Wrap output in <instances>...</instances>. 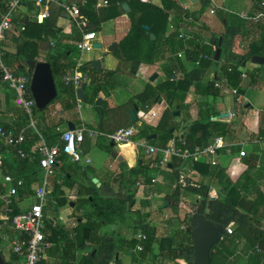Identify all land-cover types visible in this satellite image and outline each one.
Segmentation results:
<instances>
[{"label": "trees", "instance_id": "1", "mask_svg": "<svg viewBox=\"0 0 264 264\" xmlns=\"http://www.w3.org/2000/svg\"><path fill=\"white\" fill-rule=\"evenodd\" d=\"M108 5H99V0H86L80 3L82 14L87 18L88 24L79 30L76 26H71V36L65 38L64 33L56 25V18L51 10L48 19L39 23L37 29L29 31L28 22L23 33H28L27 38L18 41V53H8L5 62L14 69L16 74H26L30 80L31 73L25 68L28 60L41 61L39 45L41 42L51 40L54 52L48 57L57 89L58 97L43 111L35 108L39 127V133L29 128L30 120L25 114L22 117L24 127L16 129L18 132L26 130V140L23 148L30 152L36 147L41 137L48 146H53L63 132L53 131L50 126V112L57 103H64L72 107L70 100L74 98L72 90L64 87L60 78L73 69L71 47L63 46L64 39L71 40L77 44L81 41L84 33L102 31V25L108 21L119 18L125 13L128 14L131 28L128 34L120 41L119 47L113 52L120 61L128 62L132 72H137L142 64L159 65L163 64V71L167 79L157 86L148 85L143 93L137 95L132 100V104L138 109L148 113L161 99H165L168 108L165 110L157 129L163 132V145L166 147L172 139H183L185 146L181 149L194 151L196 147L205 148L215 138L224 137L229 141L237 137L236 122L216 120L220 112L211 106L209 98H218L221 91L217 89L212 81H206V75L213 65L221 62L215 60L216 51L219 48L220 39L214 38L208 43L204 40V33L208 30L205 25H199L200 18L211 6L210 0H199V8L189 10L185 8L181 0H160L161 5L145 0H106ZM252 10L250 17H256L264 8L261 7V0H251ZM128 4L130 11L126 12L123 4ZM29 5V4H28ZM54 5V4H53ZM52 6V4H51ZM60 7V6H59ZM3 10V0L0 2V11ZM61 7L59 12H61ZM226 20L225 32L222 35L223 43L221 48L229 51V56L235 58L234 62H226L220 68L222 78H227L230 84L240 89L239 94L244 95L241 79L244 64L252 61L253 57L264 58V19L247 20L237 13L222 12L221 21ZM172 21L173 30L169 31V23ZM146 26L150 30H146ZM185 30V32H183ZM155 35V39L151 38ZM241 38L244 43V53L236 55L231 52L236 38ZM183 54V58L179 54ZM231 58V57H230ZM190 64V69L186 64ZM263 67L262 65H258ZM92 71V83L96 84L100 80L109 83L110 79L117 71L104 70L101 72ZM247 72V71H246ZM251 83L255 84L256 74L247 72ZM101 75L100 79L97 77ZM173 76H176L173 79ZM101 82V81H100ZM1 86V81H0ZM194 88L196 96L204 98L205 102L198 103L199 117L195 121L188 122L183 128L181 136H176L175 131L181 129V122H176V112L181 114L188 112L187 97L190 90ZM32 98L31 91L29 92ZM65 98V99H64ZM235 101L237 100L234 98ZM105 114L104 111H101ZM137 113V111H136ZM3 127V126H2ZM10 131L9 127H3ZM264 134L263 132H260ZM155 130L144 128L138 135V139H146L150 144L155 145L156 139L149 140L155 135ZM253 139L256 137L252 135ZM106 148H111L110 144H104ZM127 146L124 147V150ZM61 155L59 160L62 158ZM155 159L141 158L138 167L131 171V177L127 187L123 188L125 194L132 195L131 200H121L120 203L127 207L126 220L117 230L110 234L101 235L103 226L114 224L110 216L94 219L93 216L84 218L83 214L91 206L98 210L94 199L100 197L95 193L93 179L88 174V170L83 171L82 178L90 185H84L73 180L72 173L63 176L66 183H70L75 189L77 196L75 202V213L73 214L75 228L72 232L57 218V225L50 218L46 219V233H50L51 240L58 242L59 236L65 242V248L61 246L55 249L58 264H124L122 256L130 253L136 245L133 236L138 232L147 235L145 250L140 253L141 258L146 260L152 257L147 264H194L193 234L190 230L192 217L195 214H203L210 222L224 227V239L214 247L211 256L212 264H240L244 257L247 264H264V154L251 152L245 158L233 159L227 167L212 166L209 161L187 162L186 166L198 173L200 181L187 180V185L180 184L169 196L171 201L165 209L170 208L173 215L165 221L168 226L166 235L160 236L157 228L148 222L150 214L144 210L149 206V201L142 200L139 208L132 205L137 195L133 190L136 182L145 178L146 187L152 186V175L150 165L158 162ZM182 159L173 158L172 171L177 181L180 179V168ZM38 161L22 160L16 155L14 148L6 146L0 155V194L5 187L3 180L10 175L14 178L22 177L27 182L28 193L19 199L22 202L25 197L34 194L33 185L41 183L42 172L38 166ZM53 198L58 201L57 206L68 205V200L60 184L56 181ZM199 199L198 204L192 210L184 208L185 202L181 200L182 192ZM212 191L217 192V197H211ZM172 203V205L170 204ZM128 204V206H127ZM1 208V202H0ZM20 212V209H16ZM54 210L50 211V213ZM49 213V214H50ZM234 225V232L228 235L226 230L230 225ZM172 230L175 232L173 233ZM130 235V236H129ZM155 245H158V253H155ZM260 247L262 252L257 250ZM1 248V247H0ZM3 258L4 254L0 249ZM6 260V259H5ZM7 264H20V259L11 255ZM42 264H46L43 262Z\"/></svg>", "mask_w": 264, "mask_h": 264}, {"label": "crops", "instance_id": "2", "mask_svg": "<svg viewBox=\"0 0 264 264\" xmlns=\"http://www.w3.org/2000/svg\"><path fill=\"white\" fill-rule=\"evenodd\" d=\"M8 0H3V3ZM86 0H82V3ZM106 0H99V5H103V3ZM147 2H153L154 4L158 5L157 2L160 0H145ZM189 0H181L183 6L189 10H194L199 8L197 6L199 0H190L191 4L188 5L187 2ZM211 6L209 7L210 12L212 9L216 10V13L213 18L208 17V12H205L204 15L200 18L199 25H205L207 29H210L211 32L209 33V37H206L204 35V40L208 43L212 42L214 38H222V34L219 33V30H213L214 28L218 27L217 22L220 20L218 19L217 15L219 13V9H222V12L224 14L226 13H237L234 9V5L239 2L241 4L240 8L241 11L239 13L247 14L249 15L252 10V1L251 0H243V2L236 1V0H230V2L227 4V2L223 3L222 5L218 2V0H210ZM59 2H62L59 0ZM28 4H24L21 7H26ZM59 6V4H57ZM161 5V2L160 4ZM18 8L16 12H19L20 9ZM51 7V5H50ZM219 8V9H218ZM4 10V8H3ZM207 11V10H206ZM51 12V8H50ZM13 15V28L12 30L7 34L6 41L4 43V47L8 53H18V39H20V36H18L19 31L17 26L14 24V16L19 20L17 24H19L18 27H22L23 25H26L29 20L28 18H25L24 15H17V13ZM61 14V12H60ZM62 16V15H61ZM40 19V17H39ZM217 21V22H216ZM40 23V22H39ZM221 23H226V20ZM88 24V23H87ZM85 24L84 26H86ZM76 26L79 30H81L84 26H78L76 23L71 22L70 27H63L58 26L59 29H61L64 33L65 38H69L72 34L71 32V26ZM102 31L100 33H97L98 35L101 34V37H98L99 44H102V48L98 49L96 48L94 51L90 53H86L83 56V60L87 64L88 70H90L91 77H92V70H96V72H101L104 70H110V71H117L115 75L110 79L109 83H104L103 80H100L96 84L91 83L90 86L86 87L84 91L85 101H88L89 99L93 102L96 101V103L93 105V111H95L96 118L92 117L93 114H90V119L88 121H85L83 118L80 120H76L75 114L70 111V107H68L64 103H57L56 106L51 110L49 113L51 116L50 118V126L52 127L53 131L56 129L57 123H60L58 125L57 131L60 132H66L69 131V124H73L75 126V129H80L82 127L87 128L88 132L85 134V141L83 142V145L81 147V150L83 152V155L87 157L86 159V169L88 170V174L91 176V178L97 179L100 184L105 185L107 190L115 191L117 195H121L120 197H106L102 196L99 190H97L95 193H99L101 196L94 199V203L96 204L98 210L95 211L93 207L91 206L86 212L81 213L83 214L84 218L93 216L94 219L99 218L101 216L102 218L106 216H110L114 224L112 225H106L103 226L101 229V235L104 234H110L106 233L107 229H111L110 232L113 233L117 230V228L123 224L126 220V212L127 207L120 203L121 200H128V196L125 194L124 189L127 187L128 181L131 177V171L136 168V162L137 158L141 157L138 151L134 148V143H139L142 141H146V139H138V135L140 134L141 130L144 128H149L151 130H155L156 132V138L157 142L155 145L158 146V148H163L160 143L163 144L162 136L163 132L159 131L157 129L162 116L165 112V110L168 108V104L165 101V99H161L158 104H156L148 113L138 111L135 106H133L132 111H137V121H133L132 113L130 112V109H126L127 103L132 102L134 97L137 95L143 93L145 91L146 87L148 85L151 86H157L160 83H163L166 81L167 76L165 72L163 71V64L159 65H147L142 64L139 67V70L137 72H132L130 68V64L128 62L120 61L116 56L113 55V52L119 47L120 41L128 34L130 31L131 22L129 19V16L127 13L120 16L117 19L108 21L102 25ZM225 28V27H224ZM17 41V42H16ZM50 42V48L48 51L40 50V57H43L52 50V53L54 52V49L52 48V42L51 40H48ZM16 42V43H15ZM96 43V44H97ZM223 43V40H222ZM114 44H117L118 47L114 50H111L112 46ZM220 44V43H219ZM242 44L244 46V43H241V38H236L234 41V44L232 46L231 52H235V45ZM63 46L65 47H71L73 50V56L77 52V48L75 44L71 43V40L64 39ZM220 46V45H219ZM222 49V48H221ZM51 53V54H52ZM72 56V57H73ZM221 62L219 64H215L210 68L209 72L206 75V81L210 80L211 82L216 79H221V73L220 68L223 64L228 62L227 58L225 57V50L221 52ZM220 56V57H221ZM72 60V58H71ZM220 60V59H219ZM98 62L99 63V69H96L94 64ZM252 61L246 62L244 64V70L245 72H254L256 74V83L252 84L250 77L248 80L243 81V89L246 90V93L242 95V102H244V106L246 108H252L253 111H255L256 115H259V112L264 111V65L263 67H260L256 64H254ZM10 66V65H9ZM11 67V66H10ZM74 67V66H73ZM192 66L190 64H186V68L190 69ZM12 68V67H11ZM14 70V69H12ZM68 74V73H66ZM157 74V78H154V75ZM128 75H131L129 77ZM64 76V75H63ZM63 76L60 78L61 84H63ZM99 79L101 75L97 76ZM64 85V84H63ZM65 87V86H64ZM73 91L74 98L70 100V103L72 106L78 104L77 103V97L79 99L80 103H84L79 98V92L78 96L76 95L75 90L72 87H66ZM15 92L10 90L6 85L2 84L0 86V125L3 127H9L10 131H15L16 129H19L21 127H24V123L22 120V117L25 115V112L22 108L18 107L14 100H15ZM221 96H223L221 94ZM195 89L192 88L189 92V95L187 97V105L189 104V110L188 112L182 113V118L176 120V122L182 124L181 129H178L175 131L176 136H181L183 133V128L187 125L188 122L195 121L199 117V108L198 105L195 103ZM33 98V97H32ZM65 99V98H64ZM221 100L220 97L218 98H211V100ZM211 103V101H210ZM225 104V103H224ZM221 101L220 103H216V105H213L217 110L222 111V115L224 118L228 117V111L227 106L226 108H223L224 105ZM261 104V105H259ZM260 106V107H259ZM257 107H259L257 109ZM37 108V106H36ZM82 109V107H81ZM101 111H104L105 114H102ZM115 113H121L123 119H127L130 117V122L128 123V120H126L127 124L121 127H118L116 130H112V127L109 126L111 123L109 121V116H113ZM233 114V113H232ZM99 117L100 121H99ZM231 120V118H230ZM39 120L34 117V127H30L33 129L36 133H39V127H38ZM140 123V132L138 135H136L133 138V144L127 145V149L124 150L125 146H119L120 151H117L116 146L113 147L111 142L107 141V136L118 132L119 130L129 128L131 126H134L136 124ZM255 131H257L256 139L252 141L254 143L253 146H256L257 148L253 150V152L264 154V143L257 142V138L260 136H264V134L260 133L264 131V126L261 124H258L255 127ZM90 132L94 133L91 134ZM256 133V132H255ZM153 136V135H152ZM151 137V136H150ZM155 138V139H156ZM1 141V140H0ZM87 141V142H86ZM244 141V140H239ZM2 142V141H1ZM231 142H234L231 141ZM3 143V142H2ZM86 143V144H85ZM109 143L111 148L109 150H104L103 148H106L104 144ZM4 145V143H3ZM5 146V145H4ZM247 151V150H246ZM251 152H248V154ZM123 156V161L119 162L118 158ZM150 159V158H149ZM226 161V158H224ZM72 162L67 156H62V158L59 160L58 165L55 168V176L58 173H61L62 177H60L61 186L63 185V192L65 194V197L67 198L68 205L70 207L69 210H66L67 212V218H64L63 214L60 211V208L58 209V218L62 221V223L66 226L67 230L72 232V230L75 228L76 224L74 221L73 214L75 213V202L77 196L75 195V189H72L70 186V183H66L63 180V176L72 173L73 180L79 181L80 183L84 185H90L86 180L82 178L83 175H80L73 167H71L70 164ZM77 164V163H76ZM62 165H66L67 168L62 169ZM229 165V164H228ZM171 166V167H170ZM226 167V166H224ZM154 172V171H153ZM83 174V173H82ZM43 174L41 175V177ZM154 178H156L157 182L150 188L144 187V189L137 191L136 199L149 201V206L144 210L145 212L150 214V217L148 218V222L153 225V211L158 212L159 214L165 213V217L168 216V210L164 207L167 206V204L171 201V198L169 197L175 188V185H177V180L175 178V175L172 171V164H168L167 166H163L158 171L154 172V175H152ZM190 179L197 181L201 180V177L198 173H192L190 176ZM93 179V180H94ZM42 183V180H41ZM40 183V184H41ZM54 183V182H53ZM94 183V182H93ZM39 183H35L33 185V188H36ZM96 187V184H95ZM94 187V189H95ZM135 189V186L133 188ZM185 194H189L187 192H182L181 200L184 202L185 200ZM191 195V194H190ZM33 195L27 196L22 203L25 202V200L32 198ZM167 198H170L168 201ZM36 200H34L35 202ZM58 202V201H57ZM137 204V203H136ZM135 208V201L132 204ZM67 206V205H66ZM128 206V204H127ZM58 207V206H57ZM66 209L67 207H63ZM68 209V208H67ZM166 226V225H165ZM156 227V226H155ZM168 228V227H166ZM155 253H158V245H155ZM136 256V257H134ZM122 260L124 264H147L151 262L152 257H147L146 260L142 259L139 254L132 253V250L130 253L125 254L122 256ZM59 260L57 256L55 255V250H51L48 253L47 260L45 261L46 264H58ZM240 264H247V258L244 257Z\"/></svg>", "mask_w": 264, "mask_h": 264}, {"label": "built area", "instance_id": "3", "mask_svg": "<svg viewBox=\"0 0 264 264\" xmlns=\"http://www.w3.org/2000/svg\"><path fill=\"white\" fill-rule=\"evenodd\" d=\"M86 2V1H85ZM83 2L82 4H84ZM59 4L61 7L62 17L68 19L70 22L76 23L78 26H84L88 23L87 18L82 14L79 4H65L59 0H8L3 3L4 10L0 11V81L6 85L10 90L15 92V104L22 108L25 114L29 117L30 127H34V112L36 103L30 97V78L26 74H16L14 70L5 62L7 51L4 47L7 34L13 28V15L15 11L24 4H33L42 10L37 15V21L42 22L50 16V5ZM103 5H108L105 1ZM261 7L264 8V0H261ZM216 13L215 9L211 10V14ZM40 17V19H39ZM43 17V18H42ZM247 20L264 19V13L261 12L256 17H250L247 14H242ZM44 19V20H43ZM29 20V18H28ZM41 23V22H40ZM23 32L25 25L21 27ZM98 42V34L95 32L84 33L81 41L77 44V52L72 57L74 65L72 71L63 76V84L65 87H72L76 95L84 86L88 87L92 83L90 70L83 60L86 53H90L96 49ZM244 48V46H242ZM183 58V54H179ZM242 81L249 79L248 73L243 72L241 75ZM217 89L221 91L223 96L232 95L237 99V102L244 106L242 102V95L239 94L240 89L230 84L227 78L216 79L213 81ZM78 96V95H77ZM79 109H81L79 99L77 97ZM234 113V112H233ZM230 118L234 114L228 115ZM141 124L138 123L129 128H125L107 136V141L119 146H127L133 144V138L139 134ZM88 132L87 128L69 130L63 132L53 146H48L46 141L41 137L40 143L34 147L30 152L23 148L26 140V130L22 129L18 132L8 131L0 125V140L4 145L14 148L16 155L22 160L38 161V166L43 174L42 183L34 188L33 197L35 202L30 205L26 211L22 210V202L19 199L28 193V186L25 179L22 177L14 178L10 175L5 176L3 186L5 187L3 193L0 194V249L4 254L8 248L9 255H15L20 259V264H42L47 260L48 253L60 247L65 248V242L61 236L57 241H52L50 233H46V219L50 218L54 221V226L57 225V218L50 216V211L58 212L57 201L52 194L55 190V184L52 179L55 175V168L58 165L59 157L63 154L67 156L72 162L80 163L82 161L83 152L81 147L85 141V134ZM91 134H94L90 132ZM257 142L264 143V136H260ZM185 146L183 139H172L166 147L157 148L148 141L134 143V148L139 154H146L149 158L159 157L158 162L150 165V171H158L163 166L172 164L173 158L183 160L180 169L182 174L179 182L182 186H186V179L193 173L186 164L189 161L200 162L209 161L212 166H228L232 158L242 159L248 155L246 151L247 142L234 141L231 142L227 138H215L207 147H196L194 151L188 149L182 150L180 145ZM226 158V161H224ZM145 178L138 180L135 185L137 191L144 189ZM157 180L152 176V186L156 184ZM57 184H61L60 179L56 180ZM175 185V188L177 187ZM217 192L212 191L211 197H217ZM26 198V197H25ZM24 201V200H23ZM20 212H16V209ZM168 220V216H166ZM166 227H168L166 225ZM264 231V226L262 227ZM228 235L234 232V225H230L226 230ZM136 245L132 249V253L140 254L145 250V241L147 235L143 232H138L133 236ZM257 250L262 252L259 246ZM5 257V255H4ZM74 264H79L75 262Z\"/></svg>", "mask_w": 264, "mask_h": 264}, {"label": "rangeland", "instance_id": "4", "mask_svg": "<svg viewBox=\"0 0 264 264\" xmlns=\"http://www.w3.org/2000/svg\"><path fill=\"white\" fill-rule=\"evenodd\" d=\"M61 1L63 3H65V4H70V5L82 3V0H61ZM236 1H239V0H236ZM218 2L222 5L225 2H227V4H228L230 2V0H218ZM240 2H243V0H240ZM157 4L159 5L160 2L158 1ZM187 4L190 5L191 4V1L189 0L187 2ZM197 4H198L197 6H199V2ZM239 4H241V3L237 2L234 5V9L236 10L237 14H240L242 16V13H239L241 11V8H240V5ZM21 8L22 9H20L19 12H16L17 15H24L25 18H29V23H30V25H29V28H30L29 31L30 32L31 31H34L35 29H37L36 28L37 27V24H36L37 23V19H36L37 18V15H38V13L42 9L36 7L33 4H29L26 7H24V8L21 7ZM50 8H51V10L53 12V15L56 18V25L63 26L65 28L70 27V23L71 22L68 19H66V18H64V17L61 16V14L59 12V8L60 7L56 3H54V5L52 4V6ZM206 12H208V14H209L208 17H211V18L214 17V16H210L211 15V12H210V9L209 8L207 9ZM221 16H222V9H219V13H218L217 17H218V19L220 21L219 22L216 21L218 27L214 28L213 30H217V31L219 30V33L220 34H222V33L225 32V28H224L225 27V24L224 23H221ZM14 21H15L14 24L17 26V28H19L18 29V31H19L18 36H20V40L22 41L23 39H26L28 33H23L21 31V29H22L21 26L18 27L19 24H17V22H19V20L15 16H14ZM168 28H169V31H172L173 30V23H172V21L169 23V27ZM183 32H185V30H183ZM210 32H211V30L208 29L204 33V35H206V37H209V35H210L209 33ZM98 37L100 38L101 37V34H99ZM18 41H19V39H18ZM242 46H243L242 44L235 45V50H234L235 52H233V50H232V52L234 54H236V55H242L244 53V51H245V49L242 48ZM51 53H52V50H50L49 52H47V54L45 56L40 57L41 61L46 62L48 60V57L51 55ZM229 55H230L229 54V51L225 50V57L227 58L228 62H234L235 58H233L232 56H229ZM128 76L132 78L131 75H128ZM207 81H210V80H207ZM219 97H220L221 100H216V99L215 100H213V99L211 100V98H209V102L211 101V103H210L211 106L216 105V103H220L221 101L223 102V104L224 103L226 104V102H227L226 105L224 104L225 106L223 108H226V106H227V111H228L227 113H228V115L234 112L233 113L234 116L231 117V120L234 121V122H236V128L238 129L237 135H236L237 137L233 138V139H236L234 141L244 140L245 142H247V146H246L247 152H253V150L257 148L256 146H253L254 143H252V141H254L256 139V137H257L256 136L257 131H255V127L257 125V122H258V124H261L262 126H264V111H261V112H259V115H256L255 114V111H253L252 108H249L248 109L246 107H243L242 105H240L237 102V100L235 101V99H234V97L232 95H228V96H226V95L225 96H221L220 95ZM202 102H205V99L204 98H199L197 96L195 97V103H196V105H198V103H202ZM95 103H96V101H93L92 102L89 99L88 101L80 104V106L82 107V109H79V105L76 104V105L70 107V111L73 112V114H75L74 116H75L76 120H80L81 118H83L85 121H88L90 119V117H89L90 114H93L92 117L96 118V115L97 114L95 113V111H93V105ZM259 105H261V104H259ZM133 106H134V104H132V102L127 103L126 109L127 110L130 109L131 110L130 112H132ZM259 107H257V109ZM218 111L220 112V116H218L216 118V120L228 121V122L231 121L229 116L226 117V118H224V116L222 115L223 114L222 113L223 109H222V111L218 109ZM120 114L121 113H115V114H113V116H111V115L109 116V121L111 122L109 124V126L112 127V130H116L118 127H121V126L126 125L127 124L126 120H128V123L130 122V117H128L125 120V119L122 118V116ZM100 118L101 117H99V121H100ZM179 118L180 119L182 118V114L181 113L179 114V116H176V120H178ZM253 134H255V136H256L254 139L252 137ZM160 145L162 147H164V145L162 143H160ZM154 146L158 148L157 145H154ZM103 149L104 150H109L110 148L109 149L108 148H103ZM140 156L141 157L137 158V162H136L137 165H136V167H138V163H139V161H140L141 158L148 159V157L144 153L140 154ZM82 157H84V158H82V161L80 163H77V164L76 163H72V164H70L71 167H73V169H75L80 175H83L82 173L86 169V166H87V163H86L87 157H85L84 155H82ZM150 159L153 160L155 158L152 157ZM61 167H62V169L67 168L66 165H62ZM181 170L182 169H180V176L182 174ZM150 174L151 175H154V172L152 171ZM60 177H62V175H61V173H58V174H56V176L54 175V178L52 179V181L55 182L57 179H60ZM188 179H190V178H188ZM188 179H186V182H187ZM177 182H179V181H177ZM61 187L63 189L64 186L62 185ZM210 195H211V193H210ZM34 200H35L34 197L25 200V202L22 203V205H21L22 210L23 211L28 210L30 208V205L34 203ZM135 200H136L135 201V208H139L140 207V200L141 199H139V198L136 199L135 198ZM184 200H185L184 201L185 202L184 208H187L189 210H192L193 209V206H195L196 204H198V201H199L198 198H196L195 196L189 195V194H187V195L185 194V199ZM168 204H167V206H168ZM170 204L172 205V203H170ZM63 207H67L68 209L67 208L64 209ZM59 208H60V211L63 214L64 218H67V212H66V210H69L70 209L69 205L62 206V207L60 205H58V208L57 209H59ZM167 210H168L167 215H168V220H169L172 217V215H173V211L170 208H167ZM70 211L71 210H69V212ZM152 214H153L152 216H153V222H154L153 225L156 226V228H157V230L159 232V235L160 236L166 235V232H167L166 229L167 228L165 226L166 225L165 224V221L167 219L165 217V213H162V214L160 213L159 214L157 211L156 212L153 211ZM50 216L53 217V218H58V212L57 211H54V212L50 213ZM110 230H111L110 228L107 229L106 233H111ZM172 232L174 233L175 231L172 230ZM4 255H5V259L6 260H9L10 259L11 256L8 253V248L5 251ZM134 257H136V256H134ZM140 257H141V255H140Z\"/></svg>", "mask_w": 264, "mask_h": 264}, {"label": "water", "instance_id": "5", "mask_svg": "<svg viewBox=\"0 0 264 264\" xmlns=\"http://www.w3.org/2000/svg\"><path fill=\"white\" fill-rule=\"evenodd\" d=\"M2 0H0L1 2ZM123 8L126 12L130 11L128 4H123ZM42 22V19L40 20ZM146 30L149 31L150 27L146 26ZM151 38L155 39V35L151 34ZM222 38H220V46L216 51L215 60L219 61L221 56V46H222ZM96 48L101 49L102 44L97 43ZM118 47L117 44H114L111 50H114ZM50 48V42L44 41L40 43V50L48 51ZM252 62L256 65H264V58L255 56L252 59ZM96 69H99V63L96 62L94 64ZM25 68L27 69L28 73L32 74L31 82H30V91L32 97L36 103V106L39 110H45L57 97H58V89L56 85V81L53 75L52 67L49 62L44 61H33L28 60L25 62ZM154 78H157V74L154 75ZM176 76H173L175 79ZM86 86H84L81 90H79V98L82 102L85 101L84 91ZM133 121H137V113L135 111L131 112ZM180 112H176V116H179ZM70 130H75V126L73 124H69ZM157 136L153 135L149 137V140L155 139ZM113 147L116 145L114 143L111 144ZM117 151H120V147L116 146ZM5 146L0 141V155L4 152ZM119 162L123 161V156L118 158ZM171 167V166H170ZM96 187L94 191H100L102 196L106 197H120L121 195H117L115 191L107 190L105 185L99 183L97 179L93 180ZM133 199L132 195L128 196V200ZM169 201L170 198H167ZM193 234V245H194V264H212L211 263V256L212 251L216 245H218L224 239V227L210 222L207 220L205 215L195 214L192 217V226L190 228ZM0 264H7L5 258H3L2 254L0 253Z\"/></svg>", "mask_w": 264, "mask_h": 264}, {"label": "bare ground", "instance_id": "6", "mask_svg": "<svg viewBox=\"0 0 264 264\" xmlns=\"http://www.w3.org/2000/svg\"><path fill=\"white\" fill-rule=\"evenodd\" d=\"M43 18V17H42Z\"/></svg>", "mask_w": 264, "mask_h": 264}]
</instances>
